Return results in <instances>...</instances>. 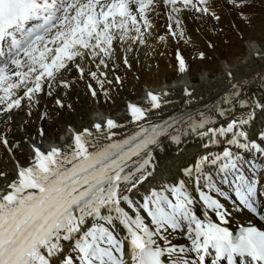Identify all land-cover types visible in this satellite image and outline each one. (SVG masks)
Here are the masks:
<instances>
[{
    "label": "snow or ice",
    "instance_id": "snow-or-ice-1",
    "mask_svg": "<svg viewBox=\"0 0 264 264\" xmlns=\"http://www.w3.org/2000/svg\"><path fill=\"white\" fill-rule=\"evenodd\" d=\"M253 5L0 0V264H264V224L228 226L229 201L264 222V75L249 91L225 67L230 87L211 104L188 107L195 89L185 86V107L166 115L172 93L146 84L139 96L129 89L120 115L67 122L62 132L53 123L75 111L79 84L93 102L113 103L129 54L150 38L188 44L189 23L199 32L210 20L219 32L223 17L242 33ZM175 60L186 73L179 47ZM191 144L199 150L172 172L171 158ZM164 171L169 178L158 179Z\"/></svg>",
    "mask_w": 264,
    "mask_h": 264
},
{
    "label": "bare ground",
    "instance_id": "bare-ground-1",
    "mask_svg": "<svg viewBox=\"0 0 264 264\" xmlns=\"http://www.w3.org/2000/svg\"><path fill=\"white\" fill-rule=\"evenodd\" d=\"M256 1L259 4H263L257 8L262 12L253 10L256 14L253 19V25L251 28L243 29L242 33L236 32L230 27L229 17H223L219 25H217V27L223 29V31L219 32L213 31V22L210 20L200 25L201 30L198 33L195 30L197 25L189 23L188 30L192 41L188 44L181 42L177 45L172 41L157 43L150 38L147 45L140 46L137 52L129 54V60L133 64V68L127 74L125 90L120 93H113V103L93 102L87 95L84 85L79 84L73 91L72 96L69 97L75 111L72 113L66 111L61 113L60 117L56 118L53 123L59 124L62 132L67 122L76 123L81 119L84 122H88L91 119L102 118L104 115L113 112L120 115L122 98L128 96L129 89H132L139 96L142 95V86L146 84L157 90L161 87L168 88L172 93L171 98L176 103L167 106L165 115L185 107L180 103L183 99L182 89L185 86L195 89V103L188 107L197 108L203 104H211L220 92L230 87L223 75L225 67H231L235 81L247 79V89L249 91L257 90L260 81L255 79L254 76L256 73L264 75V59H257L252 55V51L264 52V3L261 0H254V4ZM164 22L163 17L157 21L159 25H163ZM160 30L163 31V28ZM209 40L213 43L212 48H208ZM177 47H179L189 65L188 71L183 74L178 71L175 60ZM197 50H203L206 54V59L193 58ZM161 53H163V56L165 53L166 58L162 57ZM137 61L139 62L137 63ZM123 71L124 69L121 68V72ZM134 73L138 75L139 81L132 80ZM133 85H135L134 88ZM49 103L51 102L49 101ZM48 126V124H45L46 128ZM198 150V144H191L183 157H172L170 160V164L173 165L171 171L175 172V166L184 163L187 158H190ZM169 176L170 173L164 171L158 176V179H167ZM228 206L232 210L229 224L250 219L261 222L257 216L252 215L246 209H232L230 201ZM173 240L183 242L180 237H173Z\"/></svg>",
    "mask_w": 264,
    "mask_h": 264
},
{
    "label": "rangeland",
    "instance_id": "rangeland-1",
    "mask_svg": "<svg viewBox=\"0 0 264 264\" xmlns=\"http://www.w3.org/2000/svg\"><path fill=\"white\" fill-rule=\"evenodd\" d=\"M263 4H259L258 1H256V3L253 5V10L255 11H258V12H262L260 9H257L258 7H261ZM257 6V7H256ZM256 7V8H255ZM255 8V9H254ZM195 30H196V27H195ZM197 32V31H196ZM198 33V32H197ZM162 57H165L166 58V55L164 53V56L162 55ZM135 74V73H134ZM135 76H138L135 74ZM125 97V96H124Z\"/></svg>",
    "mask_w": 264,
    "mask_h": 264
}]
</instances>
